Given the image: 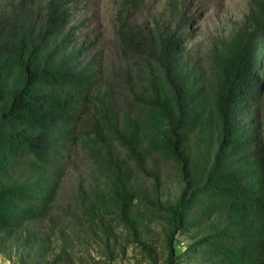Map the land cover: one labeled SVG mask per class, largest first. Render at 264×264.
<instances>
[{
	"label": "trees",
	"instance_id": "16d2710c",
	"mask_svg": "<svg viewBox=\"0 0 264 264\" xmlns=\"http://www.w3.org/2000/svg\"><path fill=\"white\" fill-rule=\"evenodd\" d=\"M27 2H0V254L33 250L31 264H58L60 253L44 256L64 221L108 237L110 213L145 248L146 218L157 211L167 226L163 264H264V140L251 111L264 77V0H250L244 21L209 43V73L182 48V33L122 23L124 112L69 25L70 2ZM175 18L176 28L189 20ZM66 142L92 169L72 193L79 214L68 204L62 218L54 205ZM157 161L179 184L174 202L161 198ZM178 233L190 239L182 251Z\"/></svg>",
	"mask_w": 264,
	"mask_h": 264
},
{
	"label": "rangeland",
	"instance_id": "374dc122",
	"mask_svg": "<svg viewBox=\"0 0 264 264\" xmlns=\"http://www.w3.org/2000/svg\"><path fill=\"white\" fill-rule=\"evenodd\" d=\"M4 0H0L3 2ZM46 0H28L26 7L37 8ZM71 7L69 25L75 26L76 39L88 46L95 54L96 62L104 68L107 85L112 87L111 97L119 112L130 109L128 96L122 92V74L126 70L117 30L122 23L137 24L141 28H150L162 24L168 30L183 34L182 48L192 55L204 73L210 72L206 53L210 42L228 35L238 27L250 12V0H68ZM3 6V5H2ZM183 15L189 19L185 26L176 28V18ZM260 91L251 108L256 115L264 140V77L260 81ZM153 158L148 165H153ZM164 178L162 200L174 202L179 190L174 173L167 172L170 167H159ZM154 166V168H155ZM61 176L55 200L54 214L64 218L62 209L70 204L71 210L78 215L77 200L72 196L79 181L87 185L92 169L84 149L78 143L66 142L61 153ZM137 182L148 186L151 179L140 172H135ZM71 195V198H70ZM162 213L153 211L147 219L146 241L143 248L135 241L122 222L110 213L105 222L112 230L105 237L102 228H87L78 218L77 227L62 223V229L55 233L53 244L44 258L52 259L60 253L58 264H163L166 256L163 230L165 227ZM46 222L41 223L42 233L46 232ZM175 248L182 251L190 239L184 234L176 236ZM64 246L65 251L61 252ZM149 252V254H147ZM11 253L0 254V264H31L36 261L35 251L29 257Z\"/></svg>",
	"mask_w": 264,
	"mask_h": 264
}]
</instances>
